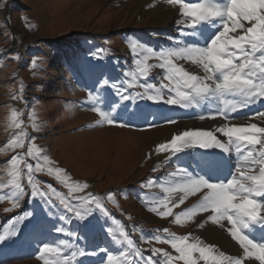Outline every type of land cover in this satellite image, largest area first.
<instances>
[{
	"label": "rangeland",
	"instance_id": "1",
	"mask_svg": "<svg viewBox=\"0 0 264 264\" xmlns=\"http://www.w3.org/2000/svg\"><path fill=\"white\" fill-rule=\"evenodd\" d=\"M0 3L5 5L0 8V195L5 197L0 201V234L16 216L32 213L20 225L17 237L0 243V264H43L38 258V249L44 242L61 247L64 255L85 249L86 255L77 256L73 264H101L102 261L107 264L106 254L98 251L102 247L117 256L122 264L139 260L134 251L136 247L145 259L164 261L162 255L153 254V248L177 255L169 244L154 239L158 234L166 238L164 228L177 236L188 235L190 240L198 238L225 255L242 256V249L230 235L207 221L208 213H198L192 220L176 224L174 216L161 217L151 211L153 207H160V201L179 204L183 194L170 189L182 182L185 171L191 172L185 167L187 163L199 171L192 153L194 149H186L188 155L192 154L188 161L181 160L182 155L170 157L169 152H156L157 145L168 143L182 131H214L222 124L208 119L205 111H201L205 115L203 120L195 110L190 115H179L186 110L182 109L168 116L167 111L157 110L180 107L154 105L144 100L137 103L149 105V111L157 117L163 114L175 118L176 123L159 118L151 123L125 119L123 105L129 106L128 111L134 105L131 101H121L111 87L113 83L121 85L125 79L123 73L135 70L134 61L140 55L132 52L133 41L160 51L186 39L183 32L190 30L177 24L183 18L179 4L171 5L166 0H0ZM34 59L35 68L31 63ZM149 63L159 62L152 59ZM178 63L202 74L195 65ZM163 75L164 70L155 67L140 83L159 86L161 82L166 83ZM103 79H108L109 85L103 86ZM128 91L142 92L143 89ZM90 93L97 97L95 101L88 100ZM97 106L110 112L117 123L98 124L99 115L93 111ZM14 112L20 128L13 124ZM125 122L128 126H118ZM258 123L264 126V122ZM21 132L27 133L24 147H14L13 141ZM215 134L224 140L218 132ZM33 143L40 149L39 160L27 156V149ZM44 155L52 162L49 166L63 169L70 182L88 185L74 195L91 194L93 201L100 202V209L95 208V203L91 205L94 214L85 222L65 213L54 197L52 205L39 197H31L26 164L43 165ZM14 157L20 162L25 195L19 208L6 212L14 200L10 183L14 179L11 174ZM223 160V165L229 167L227 158ZM221 174L225 173L221 171ZM33 177L42 191L50 184L71 203H78L67 196L68 189L54 176L37 172ZM199 196L200 193L188 196L184 204L173 207V212L192 207L198 203ZM60 214L66 215V220L60 221ZM123 218H126L125 226L120 221ZM58 227L65 231L57 232ZM122 232L133 240V246L127 245ZM248 234L254 241L264 242V228L259 225L253 226ZM65 243L69 247L65 248ZM245 264L259 262L245 258Z\"/></svg>",
	"mask_w": 264,
	"mask_h": 264
},
{
	"label": "snow or ice",
	"instance_id": "2",
	"mask_svg": "<svg viewBox=\"0 0 264 264\" xmlns=\"http://www.w3.org/2000/svg\"><path fill=\"white\" fill-rule=\"evenodd\" d=\"M168 4H179L182 19L177 24L182 26L183 37L174 47H167L160 51H154L152 47L144 43L133 41L130 45L133 53H139L140 58L135 59V70L123 73L125 79L120 86L111 85L121 101H131L134 108L128 111V105H123L127 119L154 122L157 118L165 119L169 123H176V119L161 114L159 117L149 111V105L139 104L137 101H151L154 105L179 106L181 109L200 107L205 102L221 101L223 107L216 110V115L228 123H222L214 131L186 130L178 135H173L168 143L158 144L156 152H169L171 156L184 152L185 149H218L228 161L234 164V171L230 178L223 179L221 170L224 160L211 152L195 154L198 161V172L185 171L181 183L171 192H180L179 204L175 202L160 201V207L151 208L152 212L161 217L174 216V222L181 224L192 220L198 213H208L207 221L224 229L242 249L240 257L225 255L223 251L205 244L198 238L188 235L177 236L167 228L162 235H155L154 239L166 243L175 250L173 256L168 251L153 248L154 255H162L164 261L159 259H145L138 247L134 249L139 260L133 264H245V258H254L259 264H264V242L254 241L248 232L255 225L264 228V126L251 122L257 120L264 122V109H258L254 115L244 113L247 122L244 125L231 123L232 113L238 109H247L257 103L264 104V0H202V2H183V0H166ZM5 5L0 3V8ZM155 59L159 63L150 64L149 60ZM178 61H185L197 66L202 74L187 70ZM33 68L37 61L32 60ZM158 67L164 70L159 86L155 83H140V79L147 78L150 71ZM103 86L109 85L108 79H103ZM127 87H124V86ZM128 89H143L129 92ZM166 90V91H165ZM231 97V99H229ZM96 96L88 95L89 101H95ZM93 111L99 115L98 124L117 123L110 112L101 107H94ZM13 113L12 120L16 128L20 123ZM151 117V121L150 118ZM199 119H205L204 114H199ZM118 126H128L127 122ZM36 131L39 127L33 125ZM216 132L222 133L226 139L217 137ZM27 133L21 132L13 146L24 147V139ZM192 155V154H189ZM27 156L34 160L41 158L40 149L33 143L27 149ZM44 164L37 163L35 167L31 163L26 164L27 182L31 185V197H39L48 205L54 204V199L59 201L65 213L73 214L77 221L85 222L94 214L91 207L100 209L99 201H93L89 196L74 195L88 187L87 184L70 182V177L59 167H50L52 163L47 155L43 156ZM12 175L10 182L14 189V200L10 201L11 212L20 207V201L25 195V187L21 183L20 162L12 159ZM46 172L48 176H54L56 181L68 189L67 196L78 201L70 202L61 195L52 185H47L45 190L34 180L33 174ZM216 174L215 177L213 174ZM200 193L198 203L178 213L173 212V207L184 204L190 195ZM5 197L0 195V201ZM109 199H112L109 196ZM32 216L31 212H24L14 220L9 221V227L4 228L0 234V243L12 237H17L20 225ZM66 215L60 214V221L66 220ZM226 222V224H225ZM200 227H204L203 224ZM57 232H64L63 227H58ZM111 232V229L108 230ZM74 235V233H70ZM128 246H133V240L128 238L126 232H122ZM65 248L69 247L67 243ZM39 259L43 264H73L77 256L84 257L86 250L81 248L72 251L70 255H64L61 247L44 242L38 249ZM95 251V250H94ZM99 252L106 254L107 264H122V261L114 256L106 248H100ZM80 264V262H76ZM103 264V261L101 262Z\"/></svg>",
	"mask_w": 264,
	"mask_h": 264
},
{
	"label": "bare ground",
	"instance_id": "3",
	"mask_svg": "<svg viewBox=\"0 0 264 264\" xmlns=\"http://www.w3.org/2000/svg\"><path fill=\"white\" fill-rule=\"evenodd\" d=\"M211 104L213 103V107H215L216 108V110L218 109V101H215V100H213L212 102H210ZM257 105H258V103H257ZM215 113H216V111H213V110H211V111H209V112H207V118L208 119H210L211 121H215V122H218L219 124H222L223 122H225V123H228L229 121H224L223 120V118L222 117H220V116H218V115H216L215 116V118L213 119L212 118V116L213 115H215ZM247 120V119H246ZM238 121H242V120H231V122H238ZM244 121V120H243ZM248 121V120H247ZM251 122H253V123H257L258 125H259V123H258V121L257 120H251ZM221 156H222V158L221 159H224V154H222L221 153ZM227 161H228V159H227ZM230 161H228V163H229ZM230 165H231V162L229 163V167H230ZM226 167H228V166H225V165H223L222 166V170L221 171H223L225 174H223V175H225V179H227L228 178V176H229V172H231V170L230 171H228V170H226ZM214 175V177H215V173L213 174ZM222 175V177L221 178H223L224 176Z\"/></svg>",
	"mask_w": 264,
	"mask_h": 264
}]
</instances>
